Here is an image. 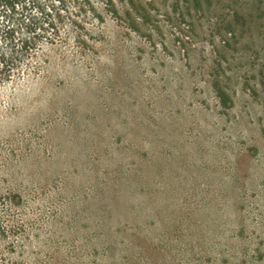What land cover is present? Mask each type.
Returning <instances> with one entry per match:
<instances>
[{"label":"rangeland","instance_id":"374dc122","mask_svg":"<svg viewBox=\"0 0 264 264\" xmlns=\"http://www.w3.org/2000/svg\"><path fill=\"white\" fill-rule=\"evenodd\" d=\"M0 264H264V0H0Z\"/></svg>","mask_w":264,"mask_h":264},{"label":"trees","instance_id":"16d2710c","mask_svg":"<svg viewBox=\"0 0 264 264\" xmlns=\"http://www.w3.org/2000/svg\"><path fill=\"white\" fill-rule=\"evenodd\" d=\"M213 90L216 93V96L218 97V100L220 102V105L223 108L228 107V102L230 101V98L224 88H222L219 84L215 83L212 85Z\"/></svg>","mask_w":264,"mask_h":264}]
</instances>
